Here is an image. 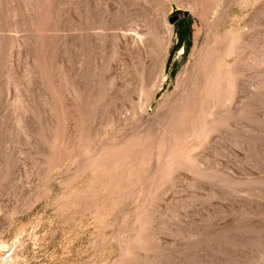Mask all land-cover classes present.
I'll return each mask as SVG.
<instances>
[{"label":"rangeland","instance_id":"1","mask_svg":"<svg viewBox=\"0 0 264 264\" xmlns=\"http://www.w3.org/2000/svg\"><path fill=\"white\" fill-rule=\"evenodd\" d=\"M0 264H264V0H0Z\"/></svg>","mask_w":264,"mask_h":264},{"label":"water","instance_id":"2","mask_svg":"<svg viewBox=\"0 0 264 264\" xmlns=\"http://www.w3.org/2000/svg\"><path fill=\"white\" fill-rule=\"evenodd\" d=\"M183 14H184V16L187 15L186 12H184ZM176 19H177V15L171 16V17H169V22L173 23L174 21H176Z\"/></svg>","mask_w":264,"mask_h":264}]
</instances>
